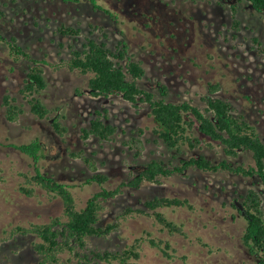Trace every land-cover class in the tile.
I'll use <instances>...</instances> for the list:
<instances>
[{
    "label": "rangeland",
    "instance_id": "rangeland-1",
    "mask_svg": "<svg viewBox=\"0 0 264 264\" xmlns=\"http://www.w3.org/2000/svg\"><path fill=\"white\" fill-rule=\"evenodd\" d=\"M237 1L96 0L114 14L110 16L94 9L90 0H0L2 35L7 39L14 36L31 56L45 62L41 64L47 85L37 96L52 109L46 118L30 112L27 99L18 92L27 62L15 61L7 44L0 43V264H33V237L20 235L15 228L45 222L61 212L59 199L41 190L29 197L17 189L23 180L20 173L32 170L31 160L10 144L36 138L42 143L38 165L70 186L78 206L100 187L86 183L93 172L108 176V188H120L103 201L100 212L101 225L119 221V229L106 238H87L88 250L81 252L116 250L138 238L141 264H255L242 245L246 219L233 206L249 188H262L255 178L190 167L158 182L143 181L138 188L122 185L152 159L173 166L180 159L203 154L214 163L226 159L236 166L252 163L250 152L229 156L213 141L194 148H170L153 133L154 122L146 104L134 105L120 95L92 96L88 75L69 70L64 63L73 49L83 47L87 37L104 40L111 50L125 41L129 53L145 68V76L139 80L142 87L157 93L158 80L166 85L168 100H188L203 108L208 84L218 82L221 88L215 95L230 100L264 138V52H257L252 40L256 36L264 46V14L245 0L238 1L240 29L235 31L230 6ZM61 24L78 27L80 33L61 35L57 31ZM5 94L24 108L16 121L5 118ZM104 109L117 132L109 140L84 139L82 128L89 126L95 110L103 113ZM57 116L66 127L63 135L51 123ZM132 138L140 141V153ZM81 151L95 158V170L82 157L73 156ZM155 195L189 200L191 208L161 209L167 218L182 224L184 234L162 229L146 210L144 201ZM127 206L145 213L132 211L120 217ZM149 238H160L163 243L153 246ZM78 258L64 252L60 264H81ZM89 264L108 263L92 260Z\"/></svg>",
    "mask_w": 264,
    "mask_h": 264
},
{
    "label": "trees",
    "instance_id": "trees-1",
    "mask_svg": "<svg viewBox=\"0 0 264 264\" xmlns=\"http://www.w3.org/2000/svg\"><path fill=\"white\" fill-rule=\"evenodd\" d=\"M200 1V0H191ZM211 1V0H206ZM241 1V0H238ZM232 4L231 20L235 31L240 29V20L237 17V3ZM252 9L264 14V0H245ZM94 9H101L114 16L107 8L102 7L96 0H90ZM57 31L61 35L76 36L80 33L78 27L61 24ZM235 37V34H232ZM257 52H264V46L258 37H252ZM0 43H6L9 55L15 60L24 59L27 62L26 77L18 92L27 99L29 110L38 118H46L52 111L40 97L37 96L47 85L44 68L40 61L22 46L16 38L7 39L0 32ZM69 70H76L88 75V91L92 96L120 95L126 101L137 105L146 104L149 107V116L154 122L153 133L156 138L170 148L180 149L181 146L194 148L201 142H216L222 146L223 151L229 156H236L239 151L250 152L252 163L233 166L226 159L217 163L212 162L203 154H197L180 159L179 163L169 166L161 159H152L143 165V168L128 182L122 185L138 188L143 181L158 182L159 178H167L176 173H183L186 169L194 167L202 171H216L223 169L243 177L255 178L256 183L262 186L256 190L249 188L242 194L239 210L236 203L233 206L246 219V226L241 235L242 245L249 255L255 258V264H264V138L257 128L243 115L238 113L234 104L223 97L216 96L221 85L218 82L208 84V94L202 97L205 102L203 108L192 104L188 100L179 102L167 99L168 89L165 84L156 81L157 93L141 86L139 80L145 76V68L140 60H136L128 51L125 41L118 42L115 50H111L104 40H96L87 37L81 49H73L71 56L64 61ZM15 98L5 94L2 104L5 108L4 115L8 121H16L24 112L21 104L15 102ZM95 116L89 121L87 128H82V137H96L98 140H109L117 132V125L108 122L106 109L95 110ZM52 119L54 130L63 135L66 127L58 118ZM142 132V129L140 130ZM197 134V135H196ZM140 153L138 143L132 138ZM21 155L30 159L31 171L21 172L23 180L18 184V191L32 197L41 190L51 198L61 201V212L50 216L42 223H30L28 226H17L15 229L20 235L31 236V250L35 254L33 264H60L61 253L69 252L76 255L81 264H89L92 260L106 262L108 264H141V239L126 244L125 247L116 250L98 251L88 250L87 238H106L120 227L119 221L108 222L101 225L100 212L103 209V201L115 196L120 188H108L106 181L108 176L99 172H93L86 179L87 184L97 183L100 187L92 193L83 206H78L76 197L70 186L54 176L42 171L38 165L42 157V143L39 139H33L24 143H11ZM83 152L73 153L75 157H82L85 163L92 169H96L95 158L84 155ZM0 180L2 177L0 176ZM147 211L151 212L162 229L170 234H184L182 224H178L167 218L161 209L174 207L191 208L188 199L178 196H159L144 201ZM138 211L145 213L143 209L133 210L127 206L120 217L125 218L127 213ZM150 236V233H148ZM1 241V239H0ZM153 246L163 243L162 239L149 238ZM166 247L169 245L164 242ZM161 248V247H160ZM162 249V248H161ZM82 255V256H81Z\"/></svg>",
    "mask_w": 264,
    "mask_h": 264
},
{
    "label": "water",
    "instance_id": "water-1",
    "mask_svg": "<svg viewBox=\"0 0 264 264\" xmlns=\"http://www.w3.org/2000/svg\"><path fill=\"white\" fill-rule=\"evenodd\" d=\"M237 205H238V207H239L240 209H242V206H241L239 203H237Z\"/></svg>",
    "mask_w": 264,
    "mask_h": 264
},
{
    "label": "bare ground",
    "instance_id": "bare-ground-1",
    "mask_svg": "<svg viewBox=\"0 0 264 264\" xmlns=\"http://www.w3.org/2000/svg\"><path fill=\"white\" fill-rule=\"evenodd\" d=\"M264 196V195H263ZM237 204V203H236ZM237 206V205H236ZM238 207V206H237ZM243 208V207H242ZM238 209V208H237ZM239 210H241L240 208H239Z\"/></svg>",
    "mask_w": 264,
    "mask_h": 264
},
{
    "label": "flooded vegetation",
    "instance_id": "flooded-vegetation-1",
    "mask_svg": "<svg viewBox=\"0 0 264 264\" xmlns=\"http://www.w3.org/2000/svg\"><path fill=\"white\" fill-rule=\"evenodd\" d=\"M235 203H239V202H237V201H235ZM240 204V203H239ZM238 206V205H237Z\"/></svg>",
    "mask_w": 264,
    "mask_h": 264
}]
</instances>
